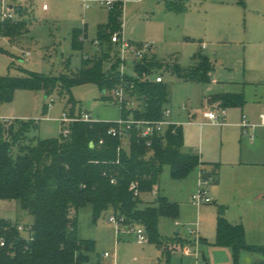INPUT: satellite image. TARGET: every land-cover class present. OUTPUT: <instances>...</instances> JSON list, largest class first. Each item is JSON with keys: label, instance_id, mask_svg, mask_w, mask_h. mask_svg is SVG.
Returning a JSON list of instances; mask_svg holds the SVG:
<instances>
[{"label": "rangeland", "instance_id": "374dc122", "mask_svg": "<svg viewBox=\"0 0 264 264\" xmlns=\"http://www.w3.org/2000/svg\"><path fill=\"white\" fill-rule=\"evenodd\" d=\"M253 1L264 5V0L123 2L120 26L125 37L134 45L152 43L151 54L162 65L148 78L152 79L156 74L162 76L167 89L165 106L175 111L184 105L195 114L191 124L182 125V151L197 155L205 150L218 152L222 146V149L228 147L238 152V138L232 137L226 144L225 138L221 139L220 123H213L204 117L205 111L216 112L219 108L212 106L207 96L219 92L221 87L209 81L184 78L171 70L170 66L190 70L194 55L200 53L212 61V77L219 80L249 79L248 70L251 67H264L261 49L264 46V26L259 22L251 25L249 20L250 11L254 9ZM167 2L183 9L169 8ZM43 4L47 5L46 10L42 9ZM108 15L109 10L95 2L85 8L80 0H33L28 13L23 16L27 21L26 31L12 40L0 35V76H20L24 71L55 76L78 73L84 57H96L101 51L98 32L108 22ZM74 28L84 29L86 33L79 49H73L71 45ZM202 43L206 44L205 48H201ZM113 46L110 54L116 55V46ZM108 66L106 63L104 68ZM126 71L132 73L129 67ZM246 86L249 90L250 85ZM69 97L74 101L75 113L87 112L94 120L114 121L121 116L120 107L110 91L102 97L96 83L85 82L72 86L68 95L54 91L45 97L41 90L17 89L10 102L0 104V117L30 120L34 124L30 136L59 138L63 128L59 119L72 106L68 102ZM202 169L205 173L209 170ZM200 173L199 166H196L185 178L174 179L168 165H164L157 186L150 192L140 194L141 207L157 196H165L178 205L177 216L159 218L157 232L163 242L161 245L148 241L139 243L135 231L129 232L110 221V217L114 216L112 208L101 212L96 218L92 205L78 208L77 236L94 242L86 264L254 263L256 259L253 255L248 252L245 257L239 254L245 249H241L235 257L229 246L216 243V216L219 211L223 216L230 212L242 224L250 225V230L257 229L254 228L257 223L264 228L263 201L252 200L249 203L241 199L235 205L229 200L231 205H222L212 196V185L200 179ZM201 188L207 191L210 202L197 206L192 203V195ZM0 217L22 225L33 222V216L23 210L15 199H0ZM179 239L186 244L181 246L176 242L173 248L169 245L170 257L166 260L162 249L168 246L167 242ZM105 252L110 257L105 258Z\"/></svg>", "mask_w": 264, "mask_h": 264}, {"label": "trees", "instance_id": "16d2710c", "mask_svg": "<svg viewBox=\"0 0 264 264\" xmlns=\"http://www.w3.org/2000/svg\"><path fill=\"white\" fill-rule=\"evenodd\" d=\"M171 3L167 2V7L183 9ZM30 5L23 7L22 16L28 13ZM121 6L118 1L109 10L108 22L98 32L101 51L96 57H84L78 73L55 76L24 71L20 76H0V104L10 102L17 89L41 90L48 97L54 91L68 95L72 86L94 82L102 97L111 92L120 81L118 60L110 54L114 49L110 36L120 28ZM26 24L23 17L17 22L0 21V35L12 40L26 31ZM85 37L84 29L74 28L72 48H81ZM106 63L108 68H104ZM161 66L154 57L147 56L135 64L134 70L139 75H150ZM170 69L184 78L206 82L212 63L198 53L190 70L177 65ZM127 78L133 84L130 95L139 103L134 108L123 105L121 117L160 118L167 100L163 80H140L130 75ZM211 100L227 107L244 103L241 94L233 93L216 94ZM68 102L72 104L68 111L72 115L74 101L69 97ZM111 125L112 121H75L66 137L60 134L59 138L39 139L29 135L34 128L30 120L0 122V199L18 200L22 209L33 216L30 241L25 239L26 232L17 229V223L0 217V239L5 240V245L0 246V264H86L94 242L77 236L76 212L87 204L92 205L95 218L112 208L116 217L123 218L120 223L123 228L141 226L148 242L163 243L157 232L159 218L177 216L178 205L165 196H157L141 207L140 194L152 191L157 185L164 165H168L172 178L182 179L200 165L199 157L182 152L181 126L155 135L149 146L132 130L125 149L118 136L108 133ZM208 175L204 172L202 180H209ZM131 183L136 184L138 196L130 189ZM176 242L182 245L185 241L167 242L168 246L162 249L166 260L170 257L169 245L173 248ZM216 243L231 247L235 257L241 249L264 253V246L248 245L243 227L230 224L220 211L216 217Z\"/></svg>", "mask_w": 264, "mask_h": 264}, {"label": "crops", "instance_id": "0c3cea01", "mask_svg": "<svg viewBox=\"0 0 264 264\" xmlns=\"http://www.w3.org/2000/svg\"><path fill=\"white\" fill-rule=\"evenodd\" d=\"M251 3L254 4V9L250 11L251 17L249 18L251 25H256L259 22L264 26L263 3L255 1ZM253 28L254 26H252L251 29L252 33ZM205 47L206 44L202 43L201 48ZM261 49L263 50L262 53H264V46H262ZM150 56L154 57L152 54ZM212 74L213 63L210 77L206 82L209 81L219 85L221 89L219 92L208 95L207 101L211 103L212 106L225 109L224 118L222 117L223 119L220 125L218 124L222 132L221 139L225 138L226 144H229L232 137L238 138L239 149L238 152H235L228 147L222 149L221 146L218 152L201 151L197 154L201 162L199 170L203 172L204 169L202 168L209 169L207 172V174H209V180H207L206 183L212 185V196L216 200H219L220 204L231 205V202H233V204L238 205V200L241 199L249 203L252 200L258 202L263 201L264 203V125L260 124V114L264 113V67H251L248 70V74L250 75L249 79L242 80H219L216 77H212ZM246 84L250 85L249 90L246 89V87H248ZM224 93L241 94L244 103L241 106L227 107L221 105L219 101L211 100L212 96ZM170 110L171 120L178 122V126H181V129L182 125L191 124L192 118L195 117L194 112L184 105L175 111L172 109ZM243 118H245L248 123L255 126L242 127L241 121ZM205 119L209 120L206 117ZM229 200H231V202H229ZM225 216L224 218L230 224H240L243 227L244 239L248 245L264 246V228L262 225L257 223L254 227H257V229L253 231L250 230V225L247 226L243 223V226L241 221L236 219V215L228 212ZM183 244H186V242ZM247 252L256 259V261L251 264H264V253L262 252L245 249V252L241 251L238 253L240 255L244 254L243 256L245 257Z\"/></svg>", "mask_w": 264, "mask_h": 264}, {"label": "built area", "instance_id": "2783aa9c", "mask_svg": "<svg viewBox=\"0 0 264 264\" xmlns=\"http://www.w3.org/2000/svg\"><path fill=\"white\" fill-rule=\"evenodd\" d=\"M33 0H0V21H10L17 22L22 19V10L23 7L30 4ZM83 7H88V4L91 2L98 3L104 8L111 10L114 5L121 1L122 8L124 0H80ZM42 9L46 10L47 5L43 4ZM122 21L120 20V25ZM111 42L116 46V55L115 58L118 60L117 72L119 74V83L111 90V96L118 103L120 109L123 105L126 108H134L138 106L139 100L134 96L130 95V92L133 88V84L128 80L127 75L132 76L133 78H138L140 80L148 79L147 73H142L139 75L135 70V64L142 60L144 57L150 56L153 46L152 43L146 42L140 45H134L130 40H128L121 26L117 31L111 33ZM204 47V44H203ZM27 57V56H26ZM129 67L132 69V73H128L126 68ZM153 79V78H152ZM156 82H161L162 76L156 74L154 76ZM52 100V99H51ZM171 110L167 107H164L162 110L161 117L158 119H134L132 116L121 117L117 120L112 121V125L108 129V133L112 136H118L121 140V146L125 149L129 146V140L132 133V130L136 133L137 136L146 140V145L151 144L152 138L155 135L164 133L168 128L173 126H178V122H174L170 118ZM225 109L218 108L217 111L208 110L204 112V116L209 119V121L221 122L224 118ZM191 116V114H190ZM223 117V118H222ZM244 117V116H243ZM15 118L0 117V122L10 124ZM59 121L63 124L61 134L66 137L70 132V124L75 121H85V122H97L94 120L87 112L83 113H74L70 114L69 112H63ZM260 124L264 125V113L260 114ZM242 127L246 128L248 126H255L247 122L245 118L241 121ZM100 142H102L100 140ZM204 172H201V180ZM203 182H206L202 180ZM130 189L133 190L135 196L139 195V191L136 188L135 183H131ZM203 202H210V198L206 195L205 189L201 188L197 194L192 195V203L199 205ZM123 218H118L115 215L110 217V221L115 224L120 225ZM17 229L19 231L26 232L25 239L27 241L32 240L30 235L31 225H22L17 224ZM129 232H136V239L139 243L147 241V235L144 233V229L141 226H128L124 228ZM5 245V240L0 239V246ZM185 253L188 251L184 250ZM110 255L105 252L104 257H109Z\"/></svg>", "mask_w": 264, "mask_h": 264}]
</instances>
